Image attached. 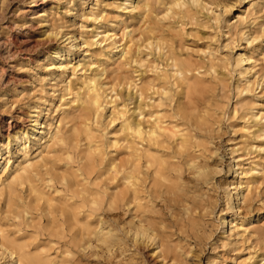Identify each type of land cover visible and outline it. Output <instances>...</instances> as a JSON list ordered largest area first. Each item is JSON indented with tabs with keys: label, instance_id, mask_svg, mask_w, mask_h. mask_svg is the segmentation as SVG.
<instances>
[{
	"label": "rangeland",
	"instance_id": "1",
	"mask_svg": "<svg viewBox=\"0 0 264 264\" xmlns=\"http://www.w3.org/2000/svg\"><path fill=\"white\" fill-rule=\"evenodd\" d=\"M141 1L0 0V264H264V0Z\"/></svg>",
	"mask_w": 264,
	"mask_h": 264
},
{
	"label": "bare ground",
	"instance_id": "2",
	"mask_svg": "<svg viewBox=\"0 0 264 264\" xmlns=\"http://www.w3.org/2000/svg\"><path fill=\"white\" fill-rule=\"evenodd\" d=\"M141 0H125L124 5H125V9H131L134 10L136 8H138L141 5ZM205 2V1H204ZM197 3V2H196ZM145 6H149L148 3H144ZM171 5L174 6H184L185 2L184 0H172ZM209 4V3H208ZM167 5V4H166ZM123 10V9H122ZM215 12V11H214ZM118 13V12H117ZM93 16V15H92ZM119 20V19H117ZM117 23V22H116ZM116 27V26H115ZM129 27H127L128 29ZM126 29V28H125ZM110 32V31H109ZM130 32V31H129ZM51 33V32H50ZM52 34V33H51ZM55 34V32H54ZM104 34V33H103ZM107 34V33H106ZM117 35V34H116ZM113 36V35H112ZM95 37V36H94ZM157 37V36H156ZM160 38V37H159ZM123 40V39H122ZM105 41V40H104ZM112 42V41H111ZM116 42H114L115 44ZM120 43V42H119ZM131 43V42H130ZM134 43V42H133ZM85 44V42H84ZM121 44V43H120ZM154 44V42H153ZM96 45V44H95ZM100 45V44H99ZM108 45V44H107ZM88 46V45H87ZM158 46V45H157ZM115 48L118 49V45L117 43L114 46ZM137 47V46H136ZM98 48V47H97ZM147 48V47H146ZM165 49V48H164ZM66 50V49H65ZM131 47L130 45H125L124 47H122L121 49V56H126L130 53ZM137 52H139V49ZM63 52V48L61 47H57L54 49V54L56 57H58V55H61ZM116 54V53H115ZM138 54V53H137ZM149 55V54H148ZM116 56V55H115ZM81 58V57H80ZM135 58V57H134ZM253 59L251 57H245L241 59L242 63H247L250 62V60ZM94 61V59H93ZM133 61V58H132ZM136 61V60H134ZM138 62V61H137ZM96 63V62H95ZM139 63V62H138ZM92 65V64H91ZM95 65V64H94ZM93 66V65H92ZM250 67V66H249ZM161 69V68H160ZM183 72L181 69H177V75H182ZM101 76V75H100ZM103 76V75H102ZM242 85V84H241ZM117 95V94H116ZM109 96V95H108ZM76 101L78 103H81L82 105H87L90 104L91 106H93L94 112L98 115V113L105 107V105H107L108 103H111L112 101H108L107 95H104L103 92H101L100 87L98 86V84L96 83L94 78H90L87 82H86V92L84 94V96H78L76 98ZM258 102V101H257ZM120 104V103H119ZM113 107V109H116V106L114 104L111 105ZM254 108V107H253ZM260 110V109H259ZM258 110V111H259ZM66 112V111H65ZM64 112V113H65ZM120 113V115L123 117V121L125 124V127L127 130H129L131 133H134L136 135H142L143 134V129L141 127L140 123L134 122L129 120V118L124 117L125 113L124 111L119 110L118 111ZM29 116V122H30V129H23L21 130V134L24 136H27L29 138L32 137H36L37 132L39 131V125H40V121L38 120L39 115L37 114L36 110H33L31 112H29L28 114ZM107 117V116H106ZM253 117L254 118H258L259 114L258 112H254L253 113ZM137 121V120H136ZM44 124V123H43ZM88 129H90V127H88ZM43 130V129H42ZM163 130L162 126H158V129H152L149 131V134L152 137H156L160 135V131ZM260 134L264 136V126H261L259 128ZM131 135V134H130ZM57 136V134L55 135ZM18 140H20L18 138ZM258 147V146H257ZM53 150V149H52ZM3 158V156L0 154V161ZM5 161V160H4ZM2 166V165H1ZM7 166H2V171L6 170ZM244 169V168H243ZM112 172V171H111ZM246 173H242L241 177L244 178ZM250 183V182H249ZM249 183L247 184V186L242 189L241 191L239 190V192H237V194L242 193V196H245V190L249 187ZM111 201V200H110ZM25 212V211H24ZM64 228V226H63ZM108 233V232H107ZM136 237V236H135ZM138 239V238H137ZM141 239V238H140ZM147 240V239H146ZM2 246L5 248V253H6V261L4 262V264H24L25 262L29 261L30 258V254L28 252H26L24 249L19 248L18 250L13 249L11 247L5 246L2 242ZM156 250V249H155ZM57 257V256H56ZM55 257V258H56ZM54 259V258H53Z\"/></svg>",
	"mask_w": 264,
	"mask_h": 264
}]
</instances>
